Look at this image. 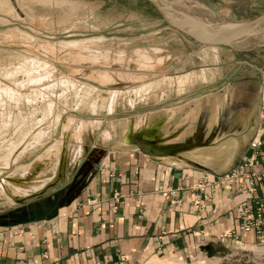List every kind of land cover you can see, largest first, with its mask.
I'll list each match as a JSON object with an SVG mask.
<instances>
[{"label":"crops","instance_id":"1","mask_svg":"<svg viewBox=\"0 0 264 264\" xmlns=\"http://www.w3.org/2000/svg\"><path fill=\"white\" fill-rule=\"evenodd\" d=\"M112 59L117 60L111 62L114 67H133L121 58L108 60ZM163 60L154 64L152 59H141L136 65L170 67V72L188 64L187 59L174 64L171 59L170 63ZM218 70L219 79L204 70L98 74L101 84L112 88L124 83L142 85L111 92L104 109L113 121L103 134L107 140L104 150L96 154L102 164L91 173L65 176L62 188L71 183L68 192L72 193L67 201L51 206L45 201L47 196H39L14 201L6 212L0 209V264H146L153 259H186L201 251L223 249L234 241L264 246L253 231H239L238 218L243 208L264 203V181H253L254 200L246 203L241 202L238 190L249 189L248 173L230 191L194 189L203 179L213 183L242 165L262 126L259 110L264 101L241 106L239 88L236 84L225 88L230 76L223 67ZM213 85L220 88L213 89ZM83 97L82 93L76 97L78 104L84 103ZM131 126L134 131L155 129L149 140L160 141L152 148H161L159 153L164 156L143 155L126 142ZM80 150L74 151V160ZM257 161L252 172L260 174L264 147ZM76 177L77 182L72 180ZM206 194L209 199L203 200ZM115 195L119 203L114 210ZM230 232L233 239L221 238Z\"/></svg>","mask_w":264,"mask_h":264},{"label":"rangeland","instance_id":"2","mask_svg":"<svg viewBox=\"0 0 264 264\" xmlns=\"http://www.w3.org/2000/svg\"><path fill=\"white\" fill-rule=\"evenodd\" d=\"M168 1L181 14L200 21L227 18L245 22L264 14V0ZM139 52L154 64L162 59L166 63L171 59V64L187 59L188 64L175 66L170 72L165 66L138 67L136 61L142 59ZM117 55L133 67L112 66L117 60L108 59ZM218 66L230 76L225 88L228 84L239 88L241 106L264 101V46L249 50L199 48L167 29L143 0H0V180L23 174V181L0 192L1 211L14 201L27 202L39 196H47L45 201L51 206L67 201L72 193L68 192L71 183L62 188L65 176L70 179L74 173H91L94 166H101L102 159L97 160L96 154L104 150L107 140L103 134L113 121L104 105L114 90L126 91L142 84L124 83L112 88L101 84L98 74L135 76L204 70L219 79ZM43 76L40 85L29 84ZM80 93L84 96L82 104L76 98ZM63 141L62 157L59 149ZM79 147L80 155L74 160ZM51 149L57 150L56 157L48 155ZM72 180L77 182L78 177ZM153 261L264 264V246L234 241L223 249L201 251L186 259Z\"/></svg>","mask_w":264,"mask_h":264},{"label":"water","instance_id":"3","mask_svg":"<svg viewBox=\"0 0 264 264\" xmlns=\"http://www.w3.org/2000/svg\"><path fill=\"white\" fill-rule=\"evenodd\" d=\"M143 1L157 13L167 29L187 38L199 48L249 50L264 46V14L251 21L205 24L181 14L168 0ZM159 143L158 140H144L139 134L132 135L130 140V145L149 157L164 156L152 151V147Z\"/></svg>","mask_w":264,"mask_h":264},{"label":"built area","instance_id":"4","mask_svg":"<svg viewBox=\"0 0 264 264\" xmlns=\"http://www.w3.org/2000/svg\"><path fill=\"white\" fill-rule=\"evenodd\" d=\"M259 118L261 125L255 137L250 142L251 154L245 162L240 165L237 169L230 173H226L220 177H217L213 183H207L206 179H203L196 187L195 190L204 191L206 188H212L214 190H226L230 191L232 186L235 184H241L243 182V177L245 173L249 174L251 182L249 184V189H239L238 194L242 197L241 202L246 203L248 201L254 200V193L256 190V184L253 181L260 182L264 181V170L260 174H255L253 169L258 166V155L261 147H264V102L260 106ZM209 199V195L206 194L203 200ZM114 205L113 209H116V204L119 203V198L117 195L113 197ZM94 200L88 201V203H93ZM239 231L242 233L254 232L256 240L259 244L264 242V203H256V207L253 209L243 208L239 214ZM221 238L230 240L234 238V233L230 232L223 235Z\"/></svg>","mask_w":264,"mask_h":264},{"label":"bare ground","instance_id":"5","mask_svg":"<svg viewBox=\"0 0 264 264\" xmlns=\"http://www.w3.org/2000/svg\"><path fill=\"white\" fill-rule=\"evenodd\" d=\"M201 10H204V9H202L201 8ZM204 11H206V10H204ZM195 19V18H194ZM197 20V19H196ZM197 21H200V20H197ZM228 21H230L229 19H227V18H214V20H211V21H208V20H204V21H200V22H203V23H205V24H217V25H225V24H227L228 23ZM76 46V45H75ZM209 49H211V48H209ZM78 51H80V50H78ZM78 53V52H77ZM80 53H81V51H80ZM138 53V52H137ZM140 53V56H142V57H140V58H142V61H148V59H150L148 56H146L144 53H141V52H139ZM82 54V53H81ZM120 54V53H119ZM83 55V54H82ZM121 55V54H120ZM145 55V56H144ZM79 56H81V55H79ZM119 55H117V57H118ZM139 56V55H138ZM118 58H121V57H118ZM136 58H138V57H136ZM116 59V58H115ZM119 60H121V59H119ZM119 60H118V62H119ZM139 62V61H138ZM137 62V63H138ZM33 63V62H32ZM35 63V62H34ZM120 63V62H119ZM119 63H117V64H119ZM23 64H25V66H27L26 65V63H23ZM114 64V63H113ZM116 64V65H117ZM127 64H129L128 62H127ZM142 64V63H141ZM140 64V65H141ZM146 64V63H145ZM39 65V64H38ZM122 65V64H121ZM25 66H24V68L23 69H25ZM29 69V68H28ZM44 69V68H43ZM23 71V70H22ZM40 71V73H41V70H39ZM26 73V72H25ZM25 73H24V75H25ZM39 72H34V74L36 75V74H38ZM27 74H30L29 72L27 73ZM12 75V74H11ZM31 76V75H30ZM44 76L42 77V78H36V80H33V81H30L29 82V84L30 83H37V84H39L40 82H42V80H44ZM34 79V78H33ZM26 84V83H25ZM28 84V85H29ZM41 84V83H40ZM39 84V85H40ZM36 85V84H35ZM39 85H36V86H39ZM23 86V85H22ZM41 91V90H40ZM9 93V92H8ZM39 93V92H38ZM12 95V94H11ZM39 95V94H38ZM78 95V94H77ZM81 96V95H80ZM40 97V96H39ZM39 99V98H38ZM78 99H80V98H78ZM77 99V100H78ZM17 100V99H16ZM79 101V100H78ZM28 103L29 102H32L31 100H28L27 101ZM80 102V101H79ZM154 133H155V129L153 130V129H150V130H137V131H134L133 130V127L131 126V127H129V129L127 130V132H126V135H125V139L127 140L126 142H129L130 143V140H131V136L132 135H134V134H139L140 136H141V138L142 139H144V140H149V139H151L153 136H154ZM65 146H66V143L63 141V144H61V147H60V149H59V153H60V150H62V152H61V155H62V157H63V155H64V150H65ZM152 151H154V152H162V149L161 148H158V147H156V148H152ZM54 153H56V151H54V149H51V152H48V155H51V156H53L54 157ZM50 156V157H51ZM167 156H168V154H167ZM163 157V156H162ZM61 164V163H60ZM6 180V181H5ZM21 181H23V174L22 173H20V174H18V176L17 177H13V178H7V179H2V180H0V192L2 193V192H7L8 191V189H9V187H11L13 184L14 185H17L18 183H20ZM5 182H7L8 183V185H10V186H8L7 185V183L5 184ZM19 187V186H18ZM4 194V193H3ZM4 195H6V194H4ZM239 259V258H238ZM232 261V260H231ZM156 262V261H155ZM233 262V261H232ZM235 262V261H234ZM146 264H154V261L153 260H150V261H148V263H146Z\"/></svg>","mask_w":264,"mask_h":264}]
</instances>
